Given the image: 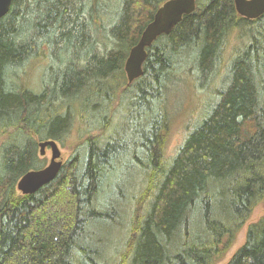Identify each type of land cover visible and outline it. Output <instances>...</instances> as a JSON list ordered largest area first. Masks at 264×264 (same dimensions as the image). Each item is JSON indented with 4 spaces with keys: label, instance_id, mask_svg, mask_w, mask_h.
<instances>
[{
    "label": "trees",
    "instance_id": "trees-1",
    "mask_svg": "<svg viewBox=\"0 0 264 264\" xmlns=\"http://www.w3.org/2000/svg\"><path fill=\"white\" fill-rule=\"evenodd\" d=\"M93 1L13 0L0 19V264H217L264 200V14L251 20L234 0H197L147 48L144 75L125 86L126 121L101 138L89 134L112 116L104 82L125 75L130 49L166 0H119L113 47L102 55L93 21L87 28L81 18L92 20ZM234 36L241 45L215 87ZM44 46L49 62L36 92L25 67ZM182 72L211 98L170 155L167 92ZM73 123L80 143L57 177L19 194V179L46 165L39 143L65 146ZM130 201L127 239L114 254L108 232L124 225ZM226 264H264V217Z\"/></svg>",
    "mask_w": 264,
    "mask_h": 264
},
{
    "label": "rangeland",
    "instance_id": "rangeland-1",
    "mask_svg": "<svg viewBox=\"0 0 264 264\" xmlns=\"http://www.w3.org/2000/svg\"><path fill=\"white\" fill-rule=\"evenodd\" d=\"M97 1L99 3V7L98 9H96V7L93 9L92 20H91V16L85 12L81 15V18L85 19V21L87 22V26H88L87 28H90L89 22L93 21L94 23V26L92 27L93 37H91V40L94 41L96 53L98 55H102L106 50H110L113 47L110 41L111 36L109 35V28H110L109 19H111L112 16L114 15L115 8L117 3H119V0H97ZM91 3L93 4L94 1L86 0L85 7L92 8ZM239 44H240L239 40L234 36L230 38L229 43L224 48L223 54H221V60H222L221 65L223 66V68L220 69L217 78L214 80L215 87L216 86L220 87V85L222 84L221 80L222 81L224 80L225 75H227L228 72V64L231 53L233 51L232 49ZM47 53H48L47 46H44V49L42 52H40L38 58L32 59L30 63H28L25 67V69L27 70V74L29 71V75L26 78L29 87L35 90L36 92H39L44 84L42 83L43 72L46 66H48L47 62H49V60H45V61L43 60L45 57L44 55H46ZM25 69L19 68L18 72L19 73L21 72V74H23L22 71H24ZM180 77L181 80L171 85V87L169 88L170 90L168 89L167 92L168 104L170 111L172 113V120H171L172 138L168 150L170 155H172L175 152L176 148L182 143L187 130L192 125V121L197 117L200 110V106L201 104H203V101L205 100L207 101L208 99L211 98V95L208 94V92H205L206 90H204V88H202L198 82L194 81V78L191 77V73L182 72ZM126 83L128 84L126 74L123 76L122 73L115 74L111 76L107 82L106 81L104 82V86L107 87L106 88L107 90L103 89L102 92H106L108 90L110 91L111 89V94L114 97L110 110L112 116H110L111 117L110 120H108L109 118H106L105 122L108 123V127L105 130H96L90 133L89 135L91 137H96L99 135L101 136V138H105L108 135H110V133L113 132L115 128H119L120 125L124 124V122L126 121L125 117L123 116L125 114V109H124L126 105L125 99L130 93V91L128 92L125 91ZM113 87L116 88L115 91H112ZM100 88L102 89V87ZM96 98L97 97H94V99ZM89 117L94 122L96 121L95 119L98 118V116H89ZM71 127H72L71 128L72 137H69L67 144L64 146L62 145L61 142L58 141V144L62 152V160L64 163L69 159L73 151L76 149L78 143H80L79 141L74 140V135L77 134L79 125L73 123ZM39 149L40 148L38 145V150ZM51 156H52V152L48 148L46 151V155L40 157L45 158L47 165L51 160ZM122 171H124V173L127 176L128 173L124 168L122 169ZM131 179L134 180L133 177L130 178L129 180ZM138 181L139 178L136 177L134 181V186H136V182L138 184ZM131 189L135 195L136 193L135 188L132 187ZM17 191L19 194H22L19 190ZM127 206L129 207V211H128V215L126 216L124 225H122L121 228L120 227L116 228V230L112 229L109 230L108 232V238L110 239V241L113 242L111 249L114 254L115 253L117 254L119 252V250L122 248L121 246L127 239L128 224L131 219V211L133 210V201H130V203ZM262 217H264V200L254 209L249 220L237 233L235 242L232 245V247L222 258V260L217 264L227 263V261L233 256V254L244 244L246 240L248 226L251 223L258 221Z\"/></svg>",
    "mask_w": 264,
    "mask_h": 264
},
{
    "label": "water",
    "instance_id": "water-1",
    "mask_svg": "<svg viewBox=\"0 0 264 264\" xmlns=\"http://www.w3.org/2000/svg\"><path fill=\"white\" fill-rule=\"evenodd\" d=\"M13 0H0V19L10 11ZM237 13L248 19H257L264 14V0H234ZM197 0H166L156 10L152 21L143 30L138 42L130 49L124 64L128 83L144 75L147 48L161 35L169 34L182 21L184 15L196 9ZM40 156H45L49 148L51 160L40 169H32L24 174L17 183V190L23 195L33 194L44 185L53 181L59 174L64 162L61 148L56 140L47 139L39 143Z\"/></svg>",
    "mask_w": 264,
    "mask_h": 264
}]
</instances>
